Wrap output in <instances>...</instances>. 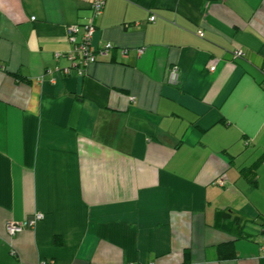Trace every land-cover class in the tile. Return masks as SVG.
<instances>
[{
  "label": "crops",
  "instance_id": "obj_1",
  "mask_svg": "<svg viewBox=\"0 0 264 264\" xmlns=\"http://www.w3.org/2000/svg\"><path fill=\"white\" fill-rule=\"evenodd\" d=\"M91 16L0 0V264H264V0H106L67 74Z\"/></svg>",
  "mask_w": 264,
  "mask_h": 264
},
{
  "label": "built area",
  "instance_id": "obj_2",
  "mask_svg": "<svg viewBox=\"0 0 264 264\" xmlns=\"http://www.w3.org/2000/svg\"><path fill=\"white\" fill-rule=\"evenodd\" d=\"M106 5V0H91L92 16L84 23H75L69 25L67 28L68 41L72 45L65 54H57L58 57L65 56L71 61L70 66L64 68V72L69 74L72 70L78 71L80 75H83L86 68L98 61L99 54H107L114 45L110 42L106 43L103 47L97 48L93 44V37L97 30V20L102 15ZM156 19L155 15L150 17L151 21ZM200 35H203L202 31H199ZM139 52H143V48L139 49ZM234 58H242L245 56L243 49H237L234 52ZM211 70H215V66L211 67ZM264 74V65L262 67ZM171 77L173 80H177L179 77V71L177 67H173L171 70ZM262 88L264 89V80L262 81ZM220 183L224 184V180L220 179ZM45 217L43 213H35L32 218L26 219L23 222H9L7 224V231L9 235H16L28 227H34L38 221ZM39 264H48L47 261H41Z\"/></svg>",
  "mask_w": 264,
  "mask_h": 264
},
{
  "label": "trees",
  "instance_id": "obj_3",
  "mask_svg": "<svg viewBox=\"0 0 264 264\" xmlns=\"http://www.w3.org/2000/svg\"><path fill=\"white\" fill-rule=\"evenodd\" d=\"M252 181L255 180V173H247ZM219 253L221 258H232L237 255L234 242H225L219 245Z\"/></svg>",
  "mask_w": 264,
  "mask_h": 264
}]
</instances>
